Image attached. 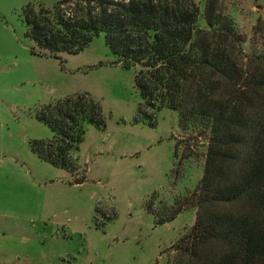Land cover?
I'll return each mask as SVG.
<instances>
[{"label":"rangeland","instance_id":"obj_1","mask_svg":"<svg viewBox=\"0 0 264 264\" xmlns=\"http://www.w3.org/2000/svg\"><path fill=\"white\" fill-rule=\"evenodd\" d=\"M29 1L57 0H0V249L35 264L64 255L73 264H170L173 243L195 221L189 196L203 176L207 138L183 129L169 107L152 123L140 116L135 69L118 61L103 33L63 61L34 53L22 15ZM196 1L197 26L208 27L206 0ZM222 1L245 52L264 49V31L253 34L264 0ZM81 91L100 101L106 126L87 123L71 151L74 168L57 167L32 151L33 139L54 134L37 114ZM177 206L175 218L155 221Z\"/></svg>","mask_w":264,"mask_h":264},{"label":"trees","instance_id":"obj_2","mask_svg":"<svg viewBox=\"0 0 264 264\" xmlns=\"http://www.w3.org/2000/svg\"><path fill=\"white\" fill-rule=\"evenodd\" d=\"M199 14L196 0L29 1L22 8L34 53L63 61L103 33L118 61L135 69L140 116L152 123L169 107L183 129L207 138L203 176L189 196L195 221L173 243L170 264H264V49L245 52L222 0H206L208 27L197 26ZM263 31L260 16L254 37ZM37 117L54 134L33 139L32 151L66 169L74 168L71 151L86 124L106 126L88 91L46 104Z\"/></svg>","mask_w":264,"mask_h":264},{"label":"crops","instance_id":"obj_3","mask_svg":"<svg viewBox=\"0 0 264 264\" xmlns=\"http://www.w3.org/2000/svg\"><path fill=\"white\" fill-rule=\"evenodd\" d=\"M1 247V245H0ZM13 254V252H7L6 250L0 249V264H35L34 259L31 256H28L27 254H21V255H10ZM66 256H61L60 261L56 264H73L71 262V256L70 259H66ZM42 264H53V263H42ZM55 264V263H54Z\"/></svg>","mask_w":264,"mask_h":264}]
</instances>
